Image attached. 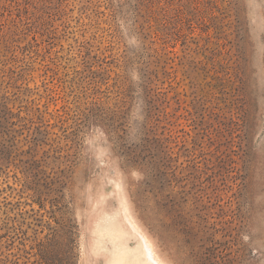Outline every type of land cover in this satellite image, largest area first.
I'll return each mask as SVG.
<instances>
[{"label": "rangeland", "instance_id": "rangeland-1", "mask_svg": "<svg viewBox=\"0 0 264 264\" xmlns=\"http://www.w3.org/2000/svg\"><path fill=\"white\" fill-rule=\"evenodd\" d=\"M0 264H264V0H0Z\"/></svg>", "mask_w": 264, "mask_h": 264}]
</instances>
